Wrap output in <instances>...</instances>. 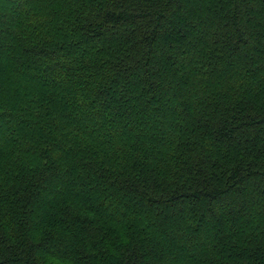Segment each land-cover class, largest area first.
I'll list each match as a JSON object with an SVG mask.
<instances>
[{
  "label": "trees",
  "instance_id": "obj_1",
  "mask_svg": "<svg viewBox=\"0 0 264 264\" xmlns=\"http://www.w3.org/2000/svg\"><path fill=\"white\" fill-rule=\"evenodd\" d=\"M0 264H264V0H0Z\"/></svg>",
  "mask_w": 264,
  "mask_h": 264
}]
</instances>
